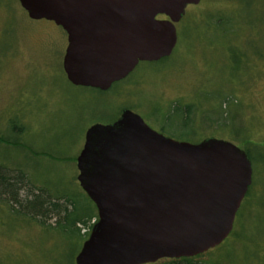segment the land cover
I'll return each mask as SVG.
<instances>
[{"label": "rangeland", "instance_id": "rangeland-1", "mask_svg": "<svg viewBox=\"0 0 264 264\" xmlns=\"http://www.w3.org/2000/svg\"><path fill=\"white\" fill-rule=\"evenodd\" d=\"M176 29L170 58L142 62L100 91L68 81L61 27L30 19L19 0H0V172L19 169L37 189L81 194L77 158L87 131L125 110L178 142L233 143L250 152L251 193L231 236L194 262L264 264V0H201ZM67 253L58 233L0 204V264H64Z\"/></svg>", "mask_w": 264, "mask_h": 264}, {"label": "water", "instance_id": "water-1", "mask_svg": "<svg viewBox=\"0 0 264 264\" xmlns=\"http://www.w3.org/2000/svg\"><path fill=\"white\" fill-rule=\"evenodd\" d=\"M200 1L19 0L30 19L54 22L67 34L68 81L100 91L142 62L170 58L176 26ZM77 168L98 220L75 264H157L204 255L231 236L253 184L252 162L233 143L178 142L130 110L87 131Z\"/></svg>", "mask_w": 264, "mask_h": 264}, {"label": "trees", "instance_id": "trees-1", "mask_svg": "<svg viewBox=\"0 0 264 264\" xmlns=\"http://www.w3.org/2000/svg\"><path fill=\"white\" fill-rule=\"evenodd\" d=\"M161 19L166 18L162 17ZM163 61L165 60L161 62ZM191 113L192 107L187 108V113H184L187 116L184 123L185 129L188 128V122H190L188 119ZM224 124L226 127L227 123ZM245 152L250 159V152L248 150ZM79 188L82 192L77 195L72 194L69 190L51 192L50 188L37 189L26 174L19 169H10L5 173L0 172V204L3 203L6 208L8 207L11 214L27 218L62 236L68 244L67 259L64 264H75L76 256L91 233L90 230L87 235H82V228L91 222L95 224L98 220L95 204L88 198L80 185ZM251 189L252 186L245 199L249 197ZM80 197L89 200L93 207L83 201L81 203ZM49 221H55V223L49 224ZM202 256L191 259L164 260L157 264H196L194 260Z\"/></svg>", "mask_w": 264, "mask_h": 264}]
</instances>
